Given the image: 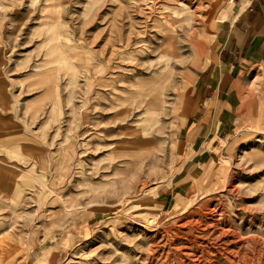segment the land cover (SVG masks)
<instances>
[{
	"label": "rangeland",
	"instance_id": "rangeland-1",
	"mask_svg": "<svg viewBox=\"0 0 264 264\" xmlns=\"http://www.w3.org/2000/svg\"><path fill=\"white\" fill-rule=\"evenodd\" d=\"M235 1L164 59L139 3L0 0V264H264V60L200 95Z\"/></svg>",
	"mask_w": 264,
	"mask_h": 264
},
{
	"label": "crops",
	"instance_id": "crops-1",
	"mask_svg": "<svg viewBox=\"0 0 264 264\" xmlns=\"http://www.w3.org/2000/svg\"><path fill=\"white\" fill-rule=\"evenodd\" d=\"M233 5L234 19L226 20L216 33L217 69L200 92L211 106L219 104L220 93L227 86L226 69L264 60V0H236Z\"/></svg>",
	"mask_w": 264,
	"mask_h": 264
},
{
	"label": "bare ground",
	"instance_id": "bare-ground-1",
	"mask_svg": "<svg viewBox=\"0 0 264 264\" xmlns=\"http://www.w3.org/2000/svg\"><path fill=\"white\" fill-rule=\"evenodd\" d=\"M190 1L192 2L194 0H127V2H129V3H133V4L139 3L138 6L143 7V10H147V13L149 16L153 17V16H155L154 15L155 13H158L159 16L161 17V20H157L155 18L153 20H151L152 23L154 24V26L159 28L160 31L163 33L164 37L166 38L161 43V46H160V48H161V51H160L161 56L160 57L161 58L165 59V58H170L171 56L178 55L177 47H176V39L174 38V30H173L174 26H173V24H175L177 22H183L185 26L190 27L191 24L193 23V18L199 17V16H197L196 13H198L199 8L202 7V3L207 1V0H197L198 1L197 7L192 6L190 4ZM139 7H137V11H138ZM48 8H49L48 4L44 5L41 8V10L43 11V15H42V18H43L42 23L43 24L41 23V25H43L45 27V29H44L45 37H44V40L42 41L44 46L50 44L51 43L50 40L52 38L58 37L57 35H54V36L48 35V33H51L50 32L51 25H49V23H47L45 20L47 17H50L48 15V13H46ZM50 8H53V7L50 6ZM170 11H171V13H170ZM204 11H206V10H204ZM169 13H170V15L168 16ZM233 15H234V8L232 6H228V7H225L224 9H222V12L219 15V18L221 19V21L222 20H225V21L230 20L231 21ZM1 25H2V23H1V18H0V36L3 33L2 32L3 27H1ZM53 33H55V32H53ZM3 36H4V34H3ZM128 41L133 42L131 39ZM136 43L137 44H139V43L143 44V40L138 39L136 41ZM60 47H61V43L60 42H58V44L56 43L57 54H59V51L61 50ZM36 51H38V50L36 49ZM53 53H54L53 47L45 48V52L43 53L42 65L52 63V64H55V66H56L57 62L55 60L53 62H50V56H52ZM55 66H53L52 68H54ZM54 70H57V68L55 67ZM164 76H165L164 74H162L161 76L159 74L158 76L155 77V79L157 82H159L164 78ZM144 146H146V145H144ZM63 170H64L63 165L58 167V171H57L58 177H62ZM0 192H3L4 194L6 193V191L3 189H1ZM42 194H43V192L40 193V196H42ZM8 197L11 200V203H13V205L18 204V202L20 200L19 194H16V193L10 194ZM36 202H37V205H40V202L38 200Z\"/></svg>",
	"mask_w": 264,
	"mask_h": 264
}]
</instances>
